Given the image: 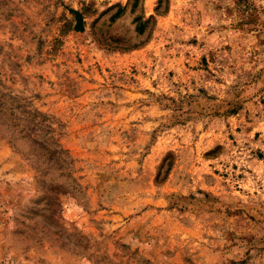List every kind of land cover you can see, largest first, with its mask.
<instances>
[{
	"label": "rangeland",
	"instance_id": "rangeland-1",
	"mask_svg": "<svg viewBox=\"0 0 264 264\" xmlns=\"http://www.w3.org/2000/svg\"><path fill=\"white\" fill-rule=\"evenodd\" d=\"M159 1L0 0V264H264V0Z\"/></svg>",
	"mask_w": 264,
	"mask_h": 264
},
{
	"label": "trees",
	"instance_id": "trees-1",
	"mask_svg": "<svg viewBox=\"0 0 264 264\" xmlns=\"http://www.w3.org/2000/svg\"><path fill=\"white\" fill-rule=\"evenodd\" d=\"M164 0L159 1V7L163 4ZM120 13L117 12L115 17L118 16ZM77 20L78 25L76 26L77 31H83L82 26V20L80 14H77ZM145 29V24L141 23L137 26V31L139 33H143ZM8 111V110H7ZM9 112V111H8ZM8 117L12 120L17 121L18 124H14V126H18L16 129H11L8 124L5 123L8 129H11L13 131L12 137L15 138V141H17L19 138L15 136V134H25V137H21L24 139H27L30 147L32 148V156L39 162L41 165L44 164L45 161L50 162L47 165H50L51 163L57 164L60 166L61 170L65 169V164H69L67 158L64 156L63 151L58 149V146L51 142L49 139H45L44 141H41L39 137L42 135L43 130L42 127L45 126V123L47 122L46 119H42L39 122H36V117H40L38 114L35 118H17L15 117L14 113L9 112ZM7 122L11 123V120L7 118ZM47 132L52 133V129L50 125L46 126ZM40 135V136H38ZM13 140V142H15ZM12 142V141H11ZM39 148V149H38ZM43 160V161H42Z\"/></svg>",
	"mask_w": 264,
	"mask_h": 264
}]
</instances>
